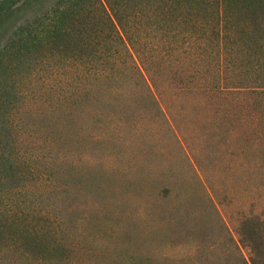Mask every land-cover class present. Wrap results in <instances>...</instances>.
I'll return each instance as SVG.
<instances>
[{"label": "rangeland", "instance_id": "obj_1", "mask_svg": "<svg viewBox=\"0 0 264 264\" xmlns=\"http://www.w3.org/2000/svg\"><path fill=\"white\" fill-rule=\"evenodd\" d=\"M154 1L170 10L166 30L156 26L164 54L175 35L206 44L194 64L164 56L168 89L156 96L100 95L112 104L86 107L97 32L84 9L3 41L0 254L264 264V0ZM218 75L233 90L214 89Z\"/></svg>", "mask_w": 264, "mask_h": 264}, {"label": "trees", "instance_id": "obj_2", "mask_svg": "<svg viewBox=\"0 0 264 264\" xmlns=\"http://www.w3.org/2000/svg\"><path fill=\"white\" fill-rule=\"evenodd\" d=\"M153 1L138 0L131 4L128 0H3L0 2V47L17 27L47 26L65 11L84 9L97 32L94 37L97 48L87 56L91 77L88 78L86 107L112 104L106 99L103 101L100 95L140 91L156 96L168 89V83L162 80L159 72V69L172 67L164 56L179 54L177 62L181 66L194 64L205 58L206 44L193 35L184 36L180 43L175 35L173 45L164 54L168 37L158 35L156 26L163 25L162 30H166L164 20L170 10L167 3ZM153 49L160 55V61L150 58L148 52ZM200 82L203 85L198 86L199 89L211 90L206 80L200 79ZM214 89L219 92L233 90L220 75ZM24 257L14 253L0 254V264H22Z\"/></svg>", "mask_w": 264, "mask_h": 264}]
</instances>
